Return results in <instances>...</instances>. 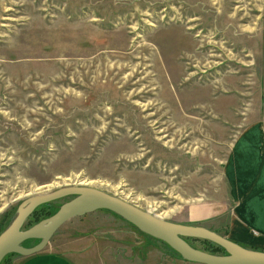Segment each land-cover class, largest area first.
Masks as SVG:
<instances>
[{"label": "rangeland", "instance_id": "obj_1", "mask_svg": "<svg viewBox=\"0 0 264 264\" xmlns=\"http://www.w3.org/2000/svg\"><path fill=\"white\" fill-rule=\"evenodd\" d=\"M263 79L264 0H0V231L24 198L82 181L181 223L196 198L226 204L224 148ZM107 212L71 217L40 251L89 259L92 242L91 264H199Z\"/></svg>", "mask_w": 264, "mask_h": 264}, {"label": "water", "instance_id": "obj_2", "mask_svg": "<svg viewBox=\"0 0 264 264\" xmlns=\"http://www.w3.org/2000/svg\"><path fill=\"white\" fill-rule=\"evenodd\" d=\"M69 197L60 203L49 216L27 228L25 219L43 205ZM97 210L116 214L140 232L165 243L181 259L199 264H264V251L244 247L202 225L166 220L142 210L118 196L97 188L81 185H65L43 194H34L21 200L14 217L0 231V262L8 254L29 256L39 252L52 234L66 220ZM186 238L207 240L223 249L215 254L191 246ZM35 239L32 246H23L25 240Z\"/></svg>", "mask_w": 264, "mask_h": 264}, {"label": "crops", "instance_id": "obj_3", "mask_svg": "<svg viewBox=\"0 0 264 264\" xmlns=\"http://www.w3.org/2000/svg\"><path fill=\"white\" fill-rule=\"evenodd\" d=\"M258 89L256 116L249 124L234 128L235 132L224 148L221 178L228 204L211 197L196 198L186 207L185 222L206 221L208 224L204 227L217 233L222 228L226 238L244 247L264 251V79ZM227 129L223 128V134L228 132ZM107 213L127 227H133L116 214ZM94 247L91 242L89 259L88 252L69 251L71 249L63 245L15 259L12 264H91L90 260L97 258L93 257Z\"/></svg>", "mask_w": 264, "mask_h": 264}, {"label": "bare ground", "instance_id": "obj_4", "mask_svg": "<svg viewBox=\"0 0 264 264\" xmlns=\"http://www.w3.org/2000/svg\"><path fill=\"white\" fill-rule=\"evenodd\" d=\"M81 186H89L90 184H92V182H86V181H82L81 183H79ZM91 187V186H89Z\"/></svg>", "mask_w": 264, "mask_h": 264}, {"label": "trees", "instance_id": "obj_5", "mask_svg": "<svg viewBox=\"0 0 264 264\" xmlns=\"http://www.w3.org/2000/svg\"><path fill=\"white\" fill-rule=\"evenodd\" d=\"M44 205H47V204H44ZM203 241H205V242H209V241H207V240H203ZM209 243H211V244H213L212 242H209ZM219 250H222L223 251V249L222 248H220L219 246H217V245H215ZM224 252V251H223Z\"/></svg>", "mask_w": 264, "mask_h": 264}, {"label": "flooded vegetation", "instance_id": "obj_6", "mask_svg": "<svg viewBox=\"0 0 264 264\" xmlns=\"http://www.w3.org/2000/svg\"><path fill=\"white\" fill-rule=\"evenodd\" d=\"M47 204H49V203H47ZM57 207H58V206H57ZM56 209H57V208H55V210H56ZM55 210H54V211H55ZM36 242H37V240H36ZM36 242H35V243H36ZM35 243H34V244H35ZM32 245H33V244H32Z\"/></svg>", "mask_w": 264, "mask_h": 264}]
</instances>
